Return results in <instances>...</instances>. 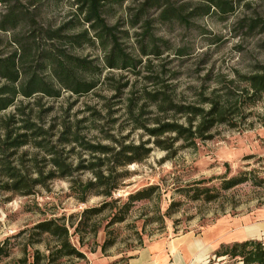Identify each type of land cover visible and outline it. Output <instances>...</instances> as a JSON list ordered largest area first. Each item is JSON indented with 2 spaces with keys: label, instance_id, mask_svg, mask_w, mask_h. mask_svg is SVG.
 <instances>
[{
  "label": "trees",
  "instance_id": "obj_1",
  "mask_svg": "<svg viewBox=\"0 0 264 264\" xmlns=\"http://www.w3.org/2000/svg\"><path fill=\"white\" fill-rule=\"evenodd\" d=\"M37 1L0 0V194L29 196L57 178H69L70 189L81 202L92 194L113 198L130 176L127 167L143 162L154 146L173 156L181 148L213 139L219 126L244 128L253 114L251 107L264 99V60L247 72L234 69L227 74L211 68L204 74L191 73L181 68L186 67L184 57L192 53L190 46H177L174 59L163 61L164 39L155 32L157 24L203 31L195 20L215 12L225 16L242 5L251 12L240 19L242 33L264 36V4L255 8L250 0H138L137 4L72 0L70 14L58 20L55 15L47 18ZM117 8L123 14L110 22ZM130 28L139 29L133 44L126 42ZM84 45L103 50L104 66L76 52ZM258 45L264 48V38ZM156 59L162 62L155 64ZM175 60L180 63L171 66ZM104 68L111 71L105 76L113 91L109 97L99 92ZM114 69L131 70L135 79L122 81V75L116 80ZM187 78L190 83L181 88ZM64 92L76 100L61 105L56 114L48 99H58ZM92 92L104 99L106 113L87 102L72 113L76 101ZM121 101L130 128L126 135L121 134L123 126L113 130L119 120L115 107ZM135 130L141 131L139 141L131 139ZM227 172L219 176V186H207L205 179H199L181 191L195 201H228L232 209L238 202L228 191L241 184L264 191V175L256 169L230 176ZM84 173L90 175L84 178ZM157 188L131 193L114 222L124 221L133 203L150 199ZM111 201L85 209L77 222L64 216L37 222L27 230L23 255L5 264L86 259L71 236L80 234L92 215L102 213ZM177 204L173 201L171 206ZM92 225L91 231L97 233L98 226ZM42 242L45 251L34 248L30 254L29 247ZM10 255L8 238L0 242V260ZM205 264H264V241L223 243Z\"/></svg>",
  "mask_w": 264,
  "mask_h": 264
},
{
  "label": "rangeland",
  "instance_id": "obj_2",
  "mask_svg": "<svg viewBox=\"0 0 264 264\" xmlns=\"http://www.w3.org/2000/svg\"><path fill=\"white\" fill-rule=\"evenodd\" d=\"M137 1L135 0L134 4H137ZM71 2L72 0H39L37 8L41 7L47 18L52 19L55 15L60 20L70 14ZM249 2L255 8L264 4V0ZM247 13L251 14L250 8L239 5L231 14L221 16L215 12L195 20L203 31L196 28L188 30L172 24H157L155 32L158 37L164 39L160 42L164 52L160 59L173 60L177 46L189 45L192 53L184 57L186 67L181 68H187L191 73L199 70L200 74H204L211 68L214 72L227 74H232L234 69L242 72L251 70L258 60H264V48L258 45L264 36H246L242 33L240 19ZM122 14L117 8L110 22H115ZM138 30L130 28L126 41L128 44L135 43L139 38L136 33ZM165 40L168 47H165ZM76 52L95 58L104 66L103 50L100 47L84 45L77 48ZM206 58L210 59L209 63H201L202 59ZM159 62L162 60H155V64ZM179 63L180 60H175L170 65ZM109 72L110 69H103L104 84H101L99 90L107 97L113 94L105 78ZM113 74L116 80H120L122 75V81L130 79L133 82L135 79L131 70L114 69ZM188 80L187 78L182 82L181 88L190 83ZM195 84L200 85L198 82ZM125 93L127 94V90ZM48 100L54 104L57 114L61 105L66 106L75 101L76 96L72 97L69 92H64L62 97ZM76 102L72 113L84 108L86 102L97 105L106 113L104 99L94 92L81 96ZM115 108L119 110L116 113L119 120L113 130L123 126L121 134L126 135L130 128L127 126L124 101ZM251 110L253 114L247 119L246 127L238 129L219 126V133L213 139L200 141L196 147L181 148L176 155L170 156L167 151L154 146L143 162L127 167L130 176L114 192L113 198L105 199L103 196L92 194L86 202H81L72 193L69 178H57L47 187H38L35 193L29 196L0 194V242L9 238L11 246V255L0 260V264L23 255V245L29 233L27 230L37 222L63 216L77 222L85 209L101 206L109 200H113L110 205L102 213L92 215L86 228L80 234H73L71 241L85 254L112 256L119 264H123L139 247L167 232H191L200 236L204 230L210 229L211 234H214L211 240L215 241V251L221 244L232 243L235 239L245 236L247 239L264 241L263 190L254 189L250 184H241L228 191L227 194H234L238 202L235 209L231 208L228 201H195L181 191V188L191 186L199 179H205L207 186H219V176L227 171L230 176L242 170L256 169L259 174L264 175V99L252 106ZM140 135L141 131L135 130L131 139L139 141ZM142 138L147 139L148 136L144 134ZM89 175L84 173L82 176L87 178ZM152 185L158 188L150 199L134 202L129 212L125 213L124 221L114 222L113 216L117 212H124V203L131 193ZM173 201L178 204L171 206ZM92 224L98 226L97 233L91 231ZM253 226L259 231L245 235L249 232L247 228ZM34 248L45 251V243L29 247L30 254ZM213 253L207 260L214 257ZM86 261L87 257L66 259L60 264H85Z\"/></svg>",
  "mask_w": 264,
  "mask_h": 264
},
{
  "label": "crops",
  "instance_id": "obj_3",
  "mask_svg": "<svg viewBox=\"0 0 264 264\" xmlns=\"http://www.w3.org/2000/svg\"><path fill=\"white\" fill-rule=\"evenodd\" d=\"M247 230L250 233L246 232L245 235L259 231L256 226L248 227ZM211 231L210 229L204 230L200 236L191 232L181 234L167 232L139 247L124 260L123 264H205L215 251V241L211 240V236L214 234H211ZM246 239L245 236L234 241ZM86 255L85 264H119L116 262L117 259L112 256L93 253Z\"/></svg>",
  "mask_w": 264,
  "mask_h": 264
}]
</instances>
